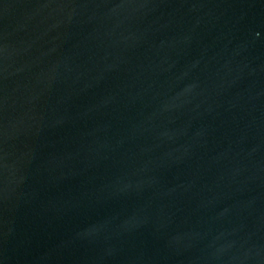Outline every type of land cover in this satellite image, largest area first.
I'll return each mask as SVG.
<instances>
[{"label": "water", "instance_id": "95a60500", "mask_svg": "<svg viewBox=\"0 0 264 264\" xmlns=\"http://www.w3.org/2000/svg\"><path fill=\"white\" fill-rule=\"evenodd\" d=\"M0 264H264V0H0Z\"/></svg>", "mask_w": 264, "mask_h": 264}]
</instances>
